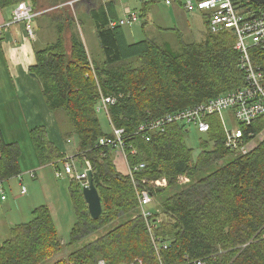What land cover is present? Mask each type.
I'll list each match as a JSON object with an SVG mask.
<instances>
[{
    "label": "trees",
    "instance_id": "trees-1",
    "mask_svg": "<svg viewBox=\"0 0 264 264\" xmlns=\"http://www.w3.org/2000/svg\"><path fill=\"white\" fill-rule=\"evenodd\" d=\"M20 1L0 0V8ZM25 1L35 8L38 0ZM82 3L103 59L90 60L74 31L69 44L65 42L64 22L70 27L72 16L62 7L60 21L59 15L55 17L53 41L35 49L36 61L30 70L41 84L45 106L63 113L70 124L64 136H76L78 148L73 156L82 164L85 159L90 162L102 212L96 219L91 217L82 182L70 179L75 220L68 239L59 236L49 206L39 205L29 221L12 226L0 243V264H98L99 260L136 264L137 259L141 264H264V119L241 127L248 145L245 154L225 147L218 114L207 116L210 127L199 138L196 156L182 123L158 132L138 130L150 118L241 88L244 74L238 66L235 34L211 32L204 14V38L181 42L177 50L148 36L130 42L124 25H110L119 18L116 0ZM256 4L251 1L252 6ZM140 16L146 17L145 5ZM251 55L254 63L264 65V50L253 47ZM100 93L114 98L108 105L109 121L124 130L128 164H144L132 179L115 163L114 147L98 144L101 136L110 135L95 110ZM29 136L41 166L63 154L48 138L45 126L32 127ZM18 153L16 143L0 140V180L21 173L15 159ZM180 175L189 182H180ZM161 177L166 178L165 187L149 183ZM143 188L154 200L148 205L147 219L139 211L138 192ZM148 224H152L150 231ZM76 243L66 256L52 258L65 245Z\"/></svg>",
    "mask_w": 264,
    "mask_h": 264
},
{
    "label": "built area",
    "instance_id": "built-area-1",
    "mask_svg": "<svg viewBox=\"0 0 264 264\" xmlns=\"http://www.w3.org/2000/svg\"><path fill=\"white\" fill-rule=\"evenodd\" d=\"M251 1H185L184 7L187 11H200L208 14V29L211 32L230 30L235 34L234 48L239 54L238 66L244 74V85L239 89L227 91L207 101L150 118L139 126V131H146L147 133L164 131L168 125L178 122L187 127L194 126L199 132H206L210 127L206 119L207 116L218 114L226 134L225 147L235 154H245L248 152V145L244 140V132L241 127L249 126L254 120L264 118V65L254 63L251 55L253 47H259L264 50V3L255 1L257 4L252 6ZM164 2L170 4L171 0H164ZM247 3L249 4L248 8L246 6ZM40 13L41 11L35 10L31 3L25 0L20 1L12 11L11 21L6 25L22 22L24 23L27 36L30 39H35V20ZM137 19L136 13L128 12L127 17L111 21L110 25L130 24L137 21ZM113 102L114 98L100 93V97L95 105L96 112L104 111L107 118H109L108 105ZM223 112H227L229 120L234 122L235 126L233 128L228 129L226 126L222 116ZM123 133V128L115 127L111 124L110 135L101 136L98 144L114 147L115 153L122 155L127 162ZM62 166V170L56 169L58 170L55 171L56 176H61L64 173L70 179L80 180L83 186L87 185L85 170L91 168L90 162L87 159L84 160V168L81 171L76 170L75 164L72 163L70 158H66ZM143 166V163H139L131 167L127 162L128 174L131 179L133 173ZM178 180L182 183L189 182V178L184 175H180ZM149 183L156 187H165L167 185L165 177L151 180ZM21 187L22 192H25V186L21 185ZM0 199H5L3 191H1ZM138 201L140 214L143 218L147 219L151 215L148 205L153 201L152 193L147 188L141 189L138 192ZM151 227L152 224H148L149 231ZM136 261V264H141L140 259ZM98 264L105 263L101 260ZM197 264H202V262L198 261Z\"/></svg>",
    "mask_w": 264,
    "mask_h": 264
},
{
    "label": "rangeland",
    "instance_id": "rangeland-1",
    "mask_svg": "<svg viewBox=\"0 0 264 264\" xmlns=\"http://www.w3.org/2000/svg\"><path fill=\"white\" fill-rule=\"evenodd\" d=\"M82 1L86 0H65L62 3L52 5L51 0H38L35 10L41 11L39 19L35 22V25H38L39 29L36 30L35 28V41H32L29 39V37L26 35L24 36L23 40L19 43H15L12 41L9 33L8 28L4 27L3 34L5 35L4 38L0 39V101H14L17 102L18 109L20 111V114L18 115V118H13L12 122L8 119L7 121L9 124H2L0 127V131L2 136L4 137L2 141L6 144L9 143H16L21 151L20 157L18 156L20 153H18L15 157L16 162H18V168L21 170L22 174V184L26 188V194H29L32 190V188H41V177L38 176L41 169L37 168L36 171V177H29L28 171L23 169L24 166H26V160L30 159L33 154V145L31 143V140L29 138V130L32 127L36 126H45L46 128L50 129V135L53 136V129L50 127L51 120L48 118L52 116V111L48 110L46 106L43 103L42 94L38 96L42 100L43 108L37 110L33 109L30 110V100L33 99V92L31 89L28 88L26 85V79L29 75L32 76V71L30 70V66L33 65L36 61L35 58V49L36 48H42L47 43L53 41L55 37V24L56 22L55 17L59 15L57 20L60 21V15H62L61 8L64 7L69 14L72 16V23L70 27L67 26V23L64 22V40L69 44V38L71 31H74L75 33H78L81 39H83L86 49L88 51V54L90 57L96 60L103 59V54L101 51V47L99 44V40L95 34L92 21L88 19V16L84 14L85 7L84 3ZM117 1V8L119 11V14L121 11V6L126 5L129 6L134 12H137L138 21L136 23H133L131 25H124L125 34L127 35L128 41H136L141 38H145L146 36H149V29L153 27L154 24H160L166 22L167 25L173 26V22L171 21H161V17L164 12H169V6L167 5L164 0H148V7H147V16L143 17L140 16L141 8L143 5V0H116ZM196 1V0H193ZM75 3H80V6L76 7ZM51 5V6H50ZM13 8V6H7L5 7V12L9 13V11ZM195 12V11H194ZM200 12V11H198ZM43 13V14H42ZM57 14V15H56ZM42 15V16H41ZM128 15V14H127ZM201 17V16H200ZM81 21V24H78L77 21ZM84 21V23H83ZM80 25V26H79ZM192 40H199L200 39V31L195 27L192 29ZM188 36V35H186ZM186 38V37H185ZM157 40L160 44H163L162 40H169L171 43V46L173 48H177L178 45L176 43V36L174 34H164V39H160L157 37ZM187 42V41H186ZM164 45V44H163ZM69 47V45H68ZM3 54H5L6 58L3 57ZM92 59V60H93ZM91 72L93 78L96 80V73L93 67H91ZM36 97V95H35ZM30 99V100H29ZM37 101V100H36ZM97 103V102H96ZM96 105V104H95ZM37 110V111H35ZM45 112H44V111ZM46 113V114H45ZM63 113L59 114V116ZM100 123L102 128L105 131H111V122L107 118L104 111H100L98 114ZM60 116L61 121L63 122V128L70 127V124L65 119V117ZM223 118L225 121L226 126L228 129L233 128L235 125L231 123L228 117L227 112H223ZM61 122V123H62ZM69 125V126H68ZM113 125V124H112ZM114 126V125H113ZM116 127V126H115ZM188 135L186 137L187 144L193 148V156H196L199 149V138L204 136V133L199 132L194 126H188ZM58 137V136H57ZM62 136L58 137V142L61 139ZM53 140V137H51ZM71 140L66 143L65 137H62V143L65 144L64 148H67L69 150L74 149V146H76L77 139L76 136L73 135L70 137ZM55 143L56 141L53 140ZM117 159V158H116ZM227 159H224L226 161ZM78 161V162H77ZM79 157H74L73 164H75V168L80 171L81 166L79 162ZM223 160L221 161V163ZM51 164H54V162L48 163L42 167L47 168V171H49V180L51 182H54V185L59 186L61 185L63 189H66L67 199H68V207L70 211H72V221L71 226L74 223L75 216L74 211L69 199V191H68V177L64 173L61 176H55L56 173L54 171H58L56 169H63V166L56 162L57 166L53 167ZM48 182V181H47ZM49 185L50 182H48ZM4 190L8 196H11L15 193H20V182L19 177L15 178L14 180H9L8 182H5L3 184ZM65 191V190H64ZM26 194H23L26 196ZM63 193L60 192L58 194L59 198L62 197ZM64 197V195H63ZM154 201V200H153ZM151 202V204L153 203ZM70 203V204H69ZM71 205V206H70ZM64 214L66 216L67 210L64 206L61 207V225L64 229L67 228V225L64 221ZM31 218V216L27 219V221ZM69 231L63 235L62 238L64 241H66L69 237ZM82 242V241H81ZM81 242L79 244H81ZM76 244L73 245H65L60 253L54 254L52 258L57 256H66L67 252L70 251L72 248L76 247ZM51 259L48 260L50 262ZM101 261V260H99ZM98 261V262H99Z\"/></svg>",
    "mask_w": 264,
    "mask_h": 264
},
{
    "label": "crops",
    "instance_id": "crops-1",
    "mask_svg": "<svg viewBox=\"0 0 264 264\" xmlns=\"http://www.w3.org/2000/svg\"><path fill=\"white\" fill-rule=\"evenodd\" d=\"M185 1L186 0H171L170 4L166 3L167 5H170L169 6V12L163 13V15L161 17V21H171V22H173V26L167 25L166 22L160 23V24H154L153 27L149 29V36L148 37L154 39L156 42L159 43V41L157 40V37H159L160 39H164V34H174L176 36V43L178 45L177 48H173L171 46V43L169 40H162V42H164L163 43L164 45L169 46L173 50H177L181 46V42L186 43V41L192 42V41L202 40L204 38V34L206 32V27H207L206 22H205L207 20V18L204 14H207V13L198 12V11H195V12L194 11L193 12L187 11L184 7ZM148 2H149L148 0H143V5H142V6L145 5L146 16H147ZM14 7H15V5L9 11V13L5 12V7L0 8V26H2L0 28V39L4 38L5 35L3 34V29H4V27H7L8 33H9L12 41L15 43H19L23 40L24 36L27 35L25 28H24V23L17 22V23H10L9 25H6L7 23H9L11 21V15H12V11H13ZM128 12H132V13L137 14V12H134L129 6L122 5L120 13H122L123 15L119 14L118 19L127 17ZM140 14H141V12H140ZM137 21H138V19H137ZM133 23H136V21ZM133 23L123 24V25H131ZM195 27L201 33L199 40H192L193 37H192L191 31ZM38 29H39V27H38V25H36V30H38ZM186 35H188V36H186ZM126 37H127V35H126ZM30 40H32V39H30ZM32 41H35V39ZM82 41H83V39H82ZM83 43H84V41H83ZM163 44H161V45H163ZM84 45H85V43H84ZM85 48H86V45H85ZM87 53H88V51H87ZM88 56H89V54H88ZM3 57L6 58L5 54H3ZM89 58H90V60L93 59L90 56H89ZM26 85L33 92V99L32 100L29 99L30 100V110H33V109L39 110V109L43 108V105H42V101L44 103V100H42L43 95H42V99L38 97L42 94V87L38 81V78L29 75L26 79ZM39 91L41 94L39 93ZM35 95H36V97H35ZM44 105H45V103H44ZM37 110H35V111H37ZM48 110H50V109H48ZM19 114H20V111L18 109L17 102H14V101L8 102L5 100L0 101V127L2 124H9V122L7 121L6 118H8L12 122L13 118H18ZM59 114H61V113L59 112L57 114V113H54L52 111L53 119H52V116L48 118L49 120H51V123H52L50 125V127L54 131L53 136H51L49 133L50 129L46 128L48 138L52 142H54L53 140H55L56 143L55 142L54 143L59 148L60 152L63 153L59 158L54 160V164H51L53 167L57 166L56 162L63 165V162L65 161L66 158H70L73 162V159H74L73 155H75L77 153V148H78V140H77L76 146H74V149L69 150L67 148H64L65 144L62 143V137H65L64 133L68 130V127L63 128V122L60 119V116H62V115L59 116ZM231 123L234 124V122H232V121H231ZM73 135H71L70 137H72ZM57 136L58 137L62 136L61 139L59 140V142H58ZM51 137H53V140ZM70 137H65L66 143H68V141L71 140ZM3 138L4 137L2 136L1 131H0V140H2ZM29 138H30V136H29ZM20 155H21V151H20V154L18 156L20 157ZM115 155H116V157L114 159L115 163L119 167L121 166L124 169L125 173L127 174L128 169H127V162H126L125 158L122 155H120L119 153H115ZM25 163H26V166H24L23 169H25L26 171L29 170L27 174L31 178L36 177V171L35 170L37 168L41 169V170H39L40 173L38 175L41 177V188H39V187L35 188L34 187V188H32V190L29 194H26V191H25V193H23V194H26V196H24L22 193H19V192L15 193L11 196H8L4 190L3 184L5 182H8L9 180H14L15 178L19 177L20 185H23L22 184V179H23L22 174L19 173V174L10 176L7 179L0 180V195H1V191H3V193L5 194V199L4 200L0 199V243L8 237L10 229L12 228V226L19 224V223L27 222V219L31 216V211L33 210V208H35L39 205H42V204H47L49 206L51 213H52V216L54 218L59 236L62 237V234L64 235L66 233V230L68 231L70 229V225H71V221H72V213H71L72 211H70V209L68 207L69 201L67 199L66 189H63L61 185H59V186L54 185V182H51L49 180V171H47V168L42 169L43 166H41L40 162L38 161L37 154L34 150H33L32 157L30 159L26 160ZM17 166H18V162H17ZM80 166H81V170H82L84 168V162H83V164L80 162ZM54 173H55V171H54ZM55 176H56V174H55ZM64 176H65V174H64ZM68 179L70 180L69 177H68ZM69 180H68V182H69ZM47 181L50 182L51 185H49ZM20 188H21V186H20ZM19 191H20V189H19ZM60 192L63 193L64 197L62 195V197L59 198L58 194ZM62 206H64L67 210L66 216L64 214V221L67 225L66 229H64L63 226L61 225L60 213H61V207ZM148 209H149V207H148Z\"/></svg>",
    "mask_w": 264,
    "mask_h": 264
},
{
    "label": "water",
    "instance_id": "water-1",
    "mask_svg": "<svg viewBox=\"0 0 264 264\" xmlns=\"http://www.w3.org/2000/svg\"><path fill=\"white\" fill-rule=\"evenodd\" d=\"M256 2L264 3V0H254ZM32 76L36 77L34 73ZM87 175V185L82 187V194L87 204L88 211L94 219L98 218L102 212V204L99 197V193L93 182V172L91 168L85 170Z\"/></svg>",
    "mask_w": 264,
    "mask_h": 264
},
{
    "label": "bare ground",
    "instance_id": "bare-ground-1",
    "mask_svg": "<svg viewBox=\"0 0 264 264\" xmlns=\"http://www.w3.org/2000/svg\"><path fill=\"white\" fill-rule=\"evenodd\" d=\"M259 119H264V118H259ZM257 120V119H256ZM255 121V120H254ZM158 132V131H157ZM25 188V187H24ZM25 191H26V188H25ZM20 193H25V192H22V187H21V189H20ZM264 232V231H263ZM262 232V234L264 235V233Z\"/></svg>",
    "mask_w": 264,
    "mask_h": 264
}]
</instances>
